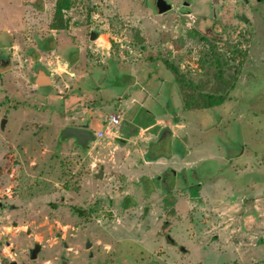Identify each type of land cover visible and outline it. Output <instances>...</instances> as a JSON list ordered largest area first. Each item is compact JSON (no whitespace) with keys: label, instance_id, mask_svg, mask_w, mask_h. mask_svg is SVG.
<instances>
[{"label":"rangeland","instance_id":"374dc122","mask_svg":"<svg viewBox=\"0 0 264 264\" xmlns=\"http://www.w3.org/2000/svg\"><path fill=\"white\" fill-rule=\"evenodd\" d=\"M57 1L0 0V264H264V0H70L66 30ZM137 92L118 135L164 114L148 153L173 152L167 166L139 170V141L61 140L76 117L105 130ZM200 93L227 100L187 109ZM197 142L218 158L188 169Z\"/></svg>","mask_w":264,"mask_h":264},{"label":"crops","instance_id":"0c3cea01","mask_svg":"<svg viewBox=\"0 0 264 264\" xmlns=\"http://www.w3.org/2000/svg\"><path fill=\"white\" fill-rule=\"evenodd\" d=\"M138 93L139 92H137L136 95H139L140 97H142V99H141L140 102L139 101L137 102L136 100L131 99V100H126V101L122 102L124 105H122V103H120V106L123 107L122 110H121V112H124V116L121 115L122 122H123V118H125V115L126 114L129 115V114L132 113L131 110L133 109V107H135V105H138L140 107H144L145 106L144 105V102H148V98H145V99L143 98L144 94L142 92L140 93L141 95L138 94ZM149 99H151V98H149ZM127 110H129V111H127ZM111 115H114V114H111ZM109 116L104 120L105 123H106L105 130L102 129V125L99 124L97 120H95L94 118H91L90 119V123H89L90 128H91V125H93L95 123V124H97V127H98L97 134L98 133H104V136L101 139H104L105 137H109L110 136L113 139H117L118 142H122V146H125V145H128L129 146V145H131V142L136 143L137 141H139V144H141V145L139 146L138 150H136L137 148H133V153L136 154L137 156H140L141 162H143V165H144L143 167L140 165L138 167L139 170H143L144 167H147V169L149 170L150 168H152L153 165L154 166H167L168 165L169 159L167 158L166 155H171L173 152L172 153H165V154H163L164 152L163 153H160L161 151L160 152H155V153H153V152L148 153V151H149V146H148L149 143L156 141L155 140V138L157 136L156 134H157V131L160 130L159 127L163 123V117L166 118V116L164 114H162L161 117H158L157 116L156 117V121H155L154 124L147 125V126H143V127L140 126L139 129H138L137 134L134 135V137L125 138L124 140H122L123 138L118 135V131L120 129V126L118 128H113V129H111V126H109V123H108ZM76 119H75L76 121H85V119H82V118H81V120L80 119L78 120V118L76 117ZM66 120H67V122H69V121H71V118H67ZM174 124H175L173 126L174 128H171V130L168 129V131H166V133H168L169 136H170V134H172L171 135L172 143L174 142L176 144V146H178L181 141H183L185 143L188 142L185 138H183V136H179L178 135L179 133L181 134L180 130H184V127H186L184 125L185 124V121H178L177 123H174ZM74 125L76 126L78 124L73 123V125H66L64 128H66V127H74ZM111 134H112V136H111ZM91 144H93V143H91ZM90 145H89V147H90ZM208 145H209V143H207V142H197L196 145H194V146L191 147V149L192 148L193 149L188 154L185 152V150H183L182 153H181V155H178V156H182V159L181 160H182V162L185 163V166L188 169H190L193 166L195 167L196 165L200 164L204 160H211V161L213 160V161H215L218 158V156L211 155L210 157L200 158V156H202V155H199V153L204 148L206 149L208 147ZM141 146H142V148H141ZM171 146L173 147V145H171ZM176 146L174 145V147H176ZM193 152L196 155L195 158L196 157H198V159L200 158L199 160L198 159H195V162L194 161H190V159H189V158H192ZM178 154H180L179 151H178ZM171 156L173 157L174 154H172ZM141 173H143V171ZM141 173H139V174H141ZM259 191H260V189L257 188L255 192L256 193L257 192L259 193ZM258 209L259 210H261V209L264 210L263 208L260 209L259 206H258ZM255 215H256V212H254L253 214L249 215L247 217V219L245 220V223H252V222H254L253 220L256 218ZM256 219H258V221H261L262 220V218L259 217V216Z\"/></svg>","mask_w":264,"mask_h":264},{"label":"water","instance_id":"95a60500","mask_svg":"<svg viewBox=\"0 0 264 264\" xmlns=\"http://www.w3.org/2000/svg\"><path fill=\"white\" fill-rule=\"evenodd\" d=\"M157 6H158L160 14H165V13L171 11L173 8V6L171 4H169L166 0H158ZM243 20L247 24L249 23V20L246 19V17H243ZM98 36L99 35H97L96 33H92L91 34V40L92 41L95 40ZM49 84H50V82H47L44 79H42L41 85L47 86ZM6 124H7V121L3 120L2 124H1L2 129L5 128ZM61 140H63V141L74 140L76 145L81 146L84 150H87L91 143H94L97 141V137L94 134V132H92L88 128V126H86L84 128L66 127L61 132ZM102 176H103V173L101 172V174L98 175V178H102ZM91 248H92V244L89 242L87 244V249L90 250ZM40 251H41V247L38 245L33 250H31V260H36ZM91 256H92V254H91ZM13 264H16V263H13Z\"/></svg>","mask_w":264,"mask_h":264},{"label":"trees","instance_id":"16d2710c","mask_svg":"<svg viewBox=\"0 0 264 264\" xmlns=\"http://www.w3.org/2000/svg\"><path fill=\"white\" fill-rule=\"evenodd\" d=\"M70 0H58L55 8V15L52 23V28L56 30H66L67 29V23L64 20V12L67 11L70 8ZM42 48V45H41ZM44 49V46H43ZM46 49V48H45ZM168 64V63H167ZM168 68L176 71V68L171 66L170 64L168 65ZM189 101L187 102L186 100V108L187 109H202V110H209L214 107L221 106L224 104L227 100L226 95H215V94H209V93H200L198 96L193 97L192 99H188ZM129 198H127L122 206L124 209H128L132 205V201L130 203H126Z\"/></svg>","mask_w":264,"mask_h":264},{"label":"flooded vegetation","instance_id":"af4514ba","mask_svg":"<svg viewBox=\"0 0 264 264\" xmlns=\"http://www.w3.org/2000/svg\"><path fill=\"white\" fill-rule=\"evenodd\" d=\"M260 1V0H259ZM248 2V1H247ZM249 3V2H248ZM238 17H240V16H238ZM6 59L2 56V57H0V68L1 67H4L5 68V66H6V64L8 63L9 64V61L7 60V61H5ZM3 69V68H2ZM47 71H45L43 68H39L38 69V73H37V76H36V84L39 86V88L41 87V88H45V91L46 92H48V94H49V87H51L50 86V84L49 85H47V86H43V85H41V83H42V79H44L45 81H47V82H50L51 81V76H49L48 75V73H46ZM45 74V78L43 77V75ZM40 82V83H39ZM51 83V82H50ZM3 120H6V119H2V121ZM2 121H1V124H2ZM7 121V120H6ZM87 122H88V120L86 121H84L81 125L79 124V125H76V126H74V127H80V128H84V127H86V126H88V128L90 129V126L87 124ZM5 129V128H4ZM95 134V133H94ZM96 135V134H95ZM0 206L2 207V204L0 203Z\"/></svg>","mask_w":264,"mask_h":264},{"label":"built area","instance_id":"2783aa9c","mask_svg":"<svg viewBox=\"0 0 264 264\" xmlns=\"http://www.w3.org/2000/svg\"><path fill=\"white\" fill-rule=\"evenodd\" d=\"M121 117L119 115H110L108 118L109 126H111V129L118 128L121 126ZM104 133H98L96 134L97 139L103 138Z\"/></svg>","mask_w":264,"mask_h":264}]
</instances>
